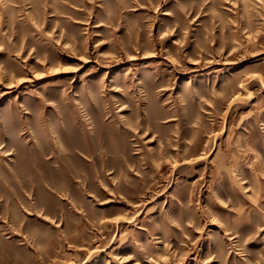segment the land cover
I'll use <instances>...</instances> for the list:
<instances>
[{"label":"rangeland","instance_id":"374dc122","mask_svg":"<svg viewBox=\"0 0 264 264\" xmlns=\"http://www.w3.org/2000/svg\"><path fill=\"white\" fill-rule=\"evenodd\" d=\"M0 264H264V0H0Z\"/></svg>","mask_w":264,"mask_h":264}]
</instances>
